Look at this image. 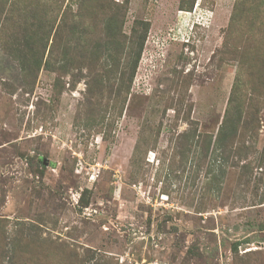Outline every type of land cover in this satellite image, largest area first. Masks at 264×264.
Wrapping results in <instances>:
<instances>
[{"label":"rangeland","instance_id":"rangeland-1","mask_svg":"<svg viewBox=\"0 0 264 264\" xmlns=\"http://www.w3.org/2000/svg\"><path fill=\"white\" fill-rule=\"evenodd\" d=\"M0 264H264V0H0Z\"/></svg>","mask_w":264,"mask_h":264}]
</instances>
